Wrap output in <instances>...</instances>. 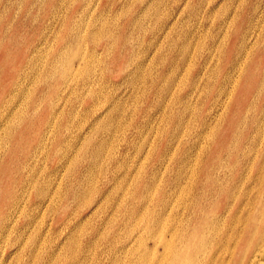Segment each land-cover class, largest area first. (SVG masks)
Masks as SVG:
<instances>
[{
  "label": "rangeland",
  "instance_id": "rangeland-1",
  "mask_svg": "<svg viewBox=\"0 0 264 264\" xmlns=\"http://www.w3.org/2000/svg\"><path fill=\"white\" fill-rule=\"evenodd\" d=\"M223 4L213 10L211 0H0V164L15 154V198L0 202V264H139V243L156 254L167 244L181 248L175 233L192 219L197 192L220 188L239 198L249 180L234 185L233 160L252 157L256 165L264 139H252L244 155L229 149L233 156H226L212 144L225 119L239 116L230 109L239 68L248 73L264 58V0ZM75 31L79 40L69 42ZM66 54L70 75L43 84L46 69ZM21 135L26 141L16 143ZM195 170L213 182L198 181ZM7 180L0 173V185ZM78 188L83 200L73 196ZM221 196L213 197L216 207ZM203 201L199 206L213 202ZM134 207L136 215L126 217ZM223 224L208 221L203 231ZM113 238L133 239L132 250L111 249Z\"/></svg>",
  "mask_w": 264,
  "mask_h": 264
},
{
  "label": "bare ground",
  "instance_id": "bare-ground-1",
  "mask_svg": "<svg viewBox=\"0 0 264 264\" xmlns=\"http://www.w3.org/2000/svg\"><path fill=\"white\" fill-rule=\"evenodd\" d=\"M211 1H213V6L216 5L213 8V10H215L216 7L220 8L225 0L223 2H220L219 0H211ZM145 7H148V5H146ZM208 9H209V6H208ZM254 9H255V7H254ZM191 11L196 12V8L192 7ZM142 16H144V15H142ZM230 19H233V17ZM79 35L80 34L78 31H75L73 34H69L68 35V38H70L69 42H71V41L77 42L80 38ZM241 36H243V35H241ZM254 38H255V36H254ZM262 44L263 45L261 47L262 48L261 50L264 53V42ZM250 45H252V46L256 45V42L252 40V44H250ZM239 46H240V43L238 44V47ZM233 55H236V51H235V53H233ZM70 57H71L70 54H66L61 59L58 58L57 62H59V66H57V67H53L50 65V67L46 69V74L44 76L43 84H45L47 81H51L55 78L59 79L58 84H60V81L62 80V76H64V77L69 76L70 75L69 74L70 67L67 64V61ZM262 59H263L262 63H260V65L258 67L249 71L248 73L243 72V74H241L243 71L242 70L243 67L239 68V70L237 72L238 73L237 76L240 77L241 75H243V77H242L240 84L237 86L235 94L233 95V99H232L233 101H232L230 109H231V111L235 110V113H239L240 117L237 116V118H232V116L230 115L225 119L226 129H222V131H220L221 137L219 139H217L215 143L212 144L213 147H215L214 150L225 148V150H223V152H225V155L229 149H230V151L233 150L235 152L236 151L237 152L242 151V155H244V152L248 148V144L250 147L252 139L254 140L256 138H260V141H261V139H264V58H262ZM53 61L55 64L56 60L53 59ZM205 61H207V57L205 58ZM240 62H242V61H240ZM243 62H244V60H243ZM219 69L220 68H215L213 70V72L216 73L217 71H219ZM62 70H63V72H62ZM57 71H58V73H57ZM54 73L58 74L59 76L55 75ZM223 73L224 74H223L222 82L224 84L225 83L224 80L226 79V77L229 74H228V71H225ZM230 77H232V76H230ZM236 81H237V77L234 80H232V84L234 82L233 89H234V86H236ZM58 84H57V86H58ZM223 84L221 83V85H220V90H222V91H223ZM94 92L95 91H89L88 95L93 96ZM250 93H252V96H251V99L248 100V95ZM214 106H215V104L212 105V107H214ZM221 106H224V105L221 104L220 107ZM225 107H226V105H225ZM33 111L35 113L36 108H34ZM242 111L244 112V114H246V116L252 118L251 122L249 120L245 119L247 117H245V118L243 117L244 114H242ZM37 115L39 117L40 113ZM47 115L50 116V114L47 113L42 118L45 119L47 117ZM52 122H53V120H52ZM235 125H237V126H239V128H241V130H240L241 132H239V134H237V135L234 134V131H235L234 126ZM24 128L25 127H21L22 131L24 130ZM214 129H216V123H214ZM233 129H234V131H233ZM22 131H21V133H22ZM252 131H253V136L251 135L250 138H248L247 133L252 132ZM47 133L49 134V132H47ZM47 133H45V134H47ZM45 139H46V137H45ZM56 139H58V136L56 137ZM19 141L20 142L26 141V137L22 136V135L20 137H17L16 143ZM227 141H229L231 143L230 144L231 147L228 149H226L227 146L224 143ZM42 144H43V142H42ZM261 144L264 145V142ZM256 147H257V149H255ZM254 149H253V151L256 153V151H258V146H255ZM250 150H251V147H250ZM230 151L228 152L229 154L226 156H233L232 152L230 153ZM260 151H261L262 158L260 161H258L256 163V165L252 164L253 163L252 160L254 159V158L251 159L252 157L251 158L247 157V158L243 159V156H242L241 160L240 159L236 160V161L233 160V165H234L233 168L236 170V176L232 178L234 180L233 181L234 185H236L237 188H240L241 185H240V187H238V184L243 183V180H245V179L249 180V183L246 186L247 188L239 193V198H237L235 196L236 194L234 195L233 192L230 193L228 190L222 191L220 188L219 189H213L211 191L210 195L208 193L209 192L208 190L205 193L197 192V194L194 195V197H193L195 201L192 204V212H191L192 213V219L188 220V222L186 223L183 230H179L178 233H175L176 238L180 239L182 237V241H184V244L181 246V248L177 249L175 246L167 244L166 246H164L162 248L160 253L156 254V253L152 252L149 247H147V248L140 247L141 244L139 243V245H137V247L134 249L135 251L133 250L134 252H136V254L138 256L140 255L139 256L140 258L138 259V263L139 264H144V263L145 264L146 263H148V264H264V148L260 149ZM8 155H9V159L7 161L8 163H1L0 164V173L7 175V179H8L7 183L4 186L0 185V202L1 201L4 202L3 205H5V206L10 204V203L12 204L13 200L15 198V195H14L15 180H14V176L10 173V167H9V163L11 162L10 158L14 157L15 154L14 153L12 154V151H11V153ZM255 156H256V154H255ZM208 158H210V159L215 158V153L214 152L210 153ZM220 164H221V162L219 161L216 164V166L220 167L221 166ZM249 171L252 174L250 177H248V175L250 174ZM194 172L196 174V177L198 174V181H199V179H204V180H209L211 183L214 180V178H212V176L210 174H208L209 172H207V171L195 170ZM198 181H195L193 183V186L195 188L196 187L198 188ZM254 187L256 188L255 193H253ZM83 188L76 189V191L73 192V196L78 197L80 200H83L84 191H85V190L83 191ZM27 189H28V187H27ZM27 191H25V192H27ZM236 193H238V192H236ZM221 194H222L221 197H222L223 203L221 202L220 204H218V207H216L214 205L215 200H217L216 198L218 196H220ZM129 197H131V196H129ZM213 197L215 198V200L213 199ZM20 198H19V200H20ZM211 198H212V200H211ZM47 199H49V198H47ZM203 200H205V201L209 200L208 204L211 201H213V202L211 205L201 207L199 205H200V203H202ZM229 201L232 204H229V206H227ZM23 204L21 206H23ZM86 206H88V205H86ZM135 206L137 207L136 204H135ZM206 207H208V208H206ZM91 209H93V208L91 207ZM17 211H19V210L17 209ZM42 211H40V212H42ZM20 212L21 211H19V213ZM13 215H15V214H13ZM124 215L126 217L133 218V216L136 215V208L134 207V208L130 209L129 211H126L124 213ZM17 216H19V215H17ZM219 219H221V221L224 222L223 226L221 227L222 231H220L221 228H216L217 227V225H216V227L212 233H210V234L206 233L205 234V231H203V228L205 227L206 223L208 221H211V220H213V221L217 220L218 221ZM12 221H13V219H12ZM211 224H212V222H211ZM26 226H28V225L26 224ZM218 226H219V224H218ZM5 233H6V231H5ZM12 234H14V233H12ZM115 237H117V236H115ZM5 239H4V241H5ZM13 240H14V238H13ZM132 240L133 239H129L128 241H123V242L120 241L119 242L113 238V241L115 243H112V244L110 243L109 247L114 246L113 249H115L117 251H121V252H123V251L125 252L128 250V248H130V251H131L132 250V246H131ZM168 246H169V250H167ZM139 248H143V250L139 251ZM111 249H112V247H111ZM159 255H161L160 258H158Z\"/></svg>",
  "mask_w": 264,
  "mask_h": 264
}]
</instances>
